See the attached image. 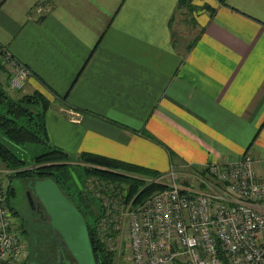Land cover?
<instances>
[{
    "label": "crops",
    "instance_id": "obj_1",
    "mask_svg": "<svg viewBox=\"0 0 264 264\" xmlns=\"http://www.w3.org/2000/svg\"><path fill=\"white\" fill-rule=\"evenodd\" d=\"M0 47L73 163H264V0H0Z\"/></svg>",
    "mask_w": 264,
    "mask_h": 264
},
{
    "label": "built area",
    "instance_id": "obj_2",
    "mask_svg": "<svg viewBox=\"0 0 264 264\" xmlns=\"http://www.w3.org/2000/svg\"><path fill=\"white\" fill-rule=\"evenodd\" d=\"M9 62L24 83L28 71ZM263 164L244 155L227 166L187 167L184 173L171 165L156 178H137L143 188L161 189L135 204L136 197L126 201L124 185L91 178L102 214L97 238L121 264H264ZM12 173L0 162V264L27 259L22 232L7 205Z\"/></svg>",
    "mask_w": 264,
    "mask_h": 264
},
{
    "label": "trees",
    "instance_id": "obj_3",
    "mask_svg": "<svg viewBox=\"0 0 264 264\" xmlns=\"http://www.w3.org/2000/svg\"><path fill=\"white\" fill-rule=\"evenodd\" d=\"M182 3L180 2L181 5ZM0 51L1 54L2 50ZM0 73H5L1 66ZM48 108V101L37 92L13 98L6 91L0 78V162L13 172L9 179L7 205L11 212L17 215L9 204L10 197L14 194L12 187L14 179L29 181L52 178L84 217L95 263L114 264L112 256L105 252L97 238V227L102 217L101 207L98 202L97 205L91 200L87 201L89 195L86 192V196L83 195L84 178L92 177L112 184L124 185L127 187L126 201L136 197L135 204L144 201L152 192L160 190L161 187L150 184L143 188L142 180L131 177L129 174L146 178H156L159 175L120 161L91 154H82L78 161L73 163L66 153L51 147L48 143L45 127V113ZM25 145L44 146L45 152L28 157L22 151ZM74 166L81 171L76 172ZM71 172L79 181L81 190L74 182Z\"/></svg>",
    "mask_w": 264,
    "mask_h": 264
},
{
    "label": "water",
    "instance_id": "obj_4",
    "mask_svg": "<svg viewBox=\"0 0 264 264\" xmlns=\"http://www.w3.org/2000/svg\"><path fill=\"white\" fill-rule=\"evenodd\" d=\"M71 174L78 189L81 190L75 174L73 172ZM27 187L29 189L26 193L27 199L31 200L30 193H32V196L39 200L51 228L59 235L61 244L65 245L74 262L96 264L86 221L75 205L63 194L57 183L52 178L31 179Z\"/></svg>",
    "mask_w": 264,
    "mask_h": 264
},
{
    "label": "rangeland",
    "instance_id": "obj_5",
    "mask_svg": "<svg viewBox=\"0 0 264 264\" xmlns=\"http://www.w3.org/2000/svg\"><path fill=\"white\" fill-rule=\"evenodd\" d=\"M0 66L5 71V73H0L1 81L4 84V87L10 96H12L13 98H19L21 96L26 95L27 93H30V90L26 88L27 79L24 81V83H21L19 80L16 79V71L14 67L10 64V62L6 59L3 51L0 54ZM27 95H30V94H27ZM22 151L24 152L23 153L24 155H27L28 157H34V156H37L45 152V148L44 146H41V145H25ZM74 167H75L74 169L76 172L81 171V170H78L77 166H74ZM129 176L131 177L133 176L136 178L143 177V176H138L135 174H129ZM91 178L92 177H87V178H84L83 180V183H82L83 188H84L83 195L86 196L85 194L86 192L89 195V198L87 197L88 199L87 201L91 200L93 204L98 205L99 200L97 199L99 197H96L94 195V190H93L94 187H92L89 184V181L91 180ZM27 184H28V181H25L19 178L14 179L12 181V187L14 189V194L12 197H10V202H9L11 207H13L14 211L17 213V215L13 214V216L18 223V228H17L18 231L22 232L23 241L25 244V248L27 250V259L25 260L24 264H28L31 260L35 261V259L31 256L29 252L30 244H29L28 235L30 234V230L32 229V231L36 232V234L40 237V240H44V235L46 234V232L45 233L43 232L44 229L42 228V226L41 225L39 226V224H37L36 216L33 215L31 213V210L28 208L27 201H26V194H25L27 190ZM8 186H9V182H8ZM7 202H8V192H7ZM50 232H51L50 227L47 225V235ZM113 260H114V264H121V259H113ZM37 262L40 264L43 263L41 261L40 262L37 261Z\"/></svg>",
    "mask_w": 264,
    "mask_h": 264
},
{
    "label": "flooded vegetation",
    "instance_id": "obj_6",
    "mask_svg": "<svg viewBox=\"0 0 264 264\" xmlns=\"http://www.w3.org/2000/svg\"><path fill=\"white\" fill-rule=\"evenodd\" d=\"M29 191L28 187L25 194ZM31 195V200L26 197L28 208L31 213L36 216V222L41 225L44 229L41 230L46 234L44 235V240H40V237L36 232L30 230L29 238V252L35 261H30L28 264L34 262L35 264H40L37 261L43 262L42 264H76L66 249L64 244H61L59 235L48 225V217L45 213L39 200ZM23 223V222H22ZM24 224V223H23ZM47 225L50 227L51 232L47 235ZM61 250V253H59ZM32 258V259H33ZM37 260V261H36Z\"/></svg>",
    "mask_w": 264,
    "mask_h": 264
}]
</instances>
